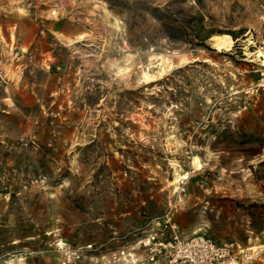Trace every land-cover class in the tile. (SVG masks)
Here are the masks:
<instances>
[{
    "label": "rangeland",
    "instance_id": "1",
    "mask_svg": "<svg viewBox=\"0 0 264 264\" xmlns=\"http://www.w3.org/2000/svg\"><path fill=\"white\" fill-rule=\"evenodd\" d=\"M260 40L264 0H0V264H168L166 214L264 264Z\"/></svg>",
    "mask_w": 264,
    "mask_h": 264
},
{
    "label": "built area",
    "instance_id": "2",
    "mask_svg": "<svg viewBox=\"0 0 264 264\" xmlns=\"http://www.w3.org/2000/svg\"><path fill=\"white\" fill-rule=\"evenodd\" d=\"M259 50H264V40L259 41ZM256 51V52H257ZM258 86L264 87V79L258 83ZM252 90L255 89L251 88ZM256 90L258 88L256 87ZM165 226L168 225L171 229L170 238L167 241H154V237H149L141 241L142 245L153 254L163 253L168 257V264H208L206 258L197 255V250L202 248L207 250V247L214 248L212 244L205 240L204 238L199 237L194 241H189L188 239L181 238L179 235L174 233L175 224L172 221V217L169 214H166L164 218ZM88 248L91 245L87 246ZM127 254L125 250H121L119 254H114V259L117 258H126ZM153 259V258H152ZM212 264V263H210Z\"/></svg>",
    "mask_w": 264,
    "mask_h": 264
},
{
    "label": "bare ground",
    "instance_id": "3",
    "mask_svg": "<svg viewBox=\"0 0 264 264\" xmlns=\"http://www.w3.org/2000/svg\"><path fill=\"white\" fill-rule=\"evenodd\" d=\"M230 36L225 34V35H215L212 37V44L217 50H222L223 48H226L229 43H230ZM227 50V49H226ZM258 57L264 58V50H259L256 52ZM264 65V63H262ZM195 162L197 166L199 167V162L197 159H195Z\"/></svg>",
    "mask_w": 264,
    "mask_h": 264
}]
</instances>
